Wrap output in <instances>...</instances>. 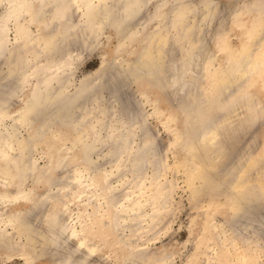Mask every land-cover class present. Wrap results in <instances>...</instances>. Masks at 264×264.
Instances as JSON below:
<instances>
[{
    "label": "rangeland",
    "instance_id": "374dc122",
    "mask_svg": "<svg viewBox=\"0 0 264 264\" xmlns=\"http://www.w3.org/2000/svg\"><path fill=\"white\" fill-rule=\"evenodd\" d=\"M49 1L43 2L41 0L40 3L35 5V8H36L35 12L39 14L40 9H45V11H47L48 13L51 12L53 5L50 4L51 1L50 2ZM145 1L147 3V8H145L142 11V15H141L140 19H142L141 22L143 24H145L147 26V28H146V26H145L144 30H143L142 26H137V28L140 29V32H142V30H143L142 33H144V36L150 35L152 37L149 36L146 39V37L143 36V38H144V39L142 38L143 41H142V39L138 40L140 42H137V44L135 45L136 47L134 46V48H132V51H128V50H125V52L121 51L120 52V58L124 64H125V62L130 63V61H132L131 63H133L136 61V59H139L140 56L143 57L144 56L143 53H145L149 49H150L149 51H151L150 52L151 54H154L155 52H157L156 50H158V52L155 53L158 57L154 54L153 58L155 56V59H157V60H158V58L160 59L159 62H160L161 70L159 69V71H160L161 75L160 74L159 75L161 76V78L167 80L166 82H168L167 83L168 85L166 84V82H164V84L166 85V87H165V85L163 84V81L160 82V81L156 80L158 78L154 79L155 77L153 78L149 75H143L142 76L143 78L141 77L142 79L140 78V80L136 81L135 83H133L132 81H129L130 83H129L128 87L125 89V92L123 93V94H125V97H127V95H129V97H127V98L124 97L125 103L127 104V102L129 101L130 104L132 103L133 105H135V107L132 108L135 111L132 110V112H131V109H130L131 116L133 118L137 117V119L142 118L141 120L147 119L146 122L148 121L147 124L149 125V129L151 128L150 134L149 135H142L143 137H141V140H140V138H139L140 137L139 136V131H140V128H139L140 125L139 124L140 123L138 122V124H135L136 127L133 124L129 125L128 127H131V130L129 128L130 132H132V133L134 132L133 133L134 134V137H133L134 143L133 142L132 143L138 148L141 145L145 144L146 142L149 143L150 141L152 142V141L157 140L156 141L157 145H159L158 141H161L160 146H157L158 156H159L158 157L159 159L157 161H159V163H157V162L155 163L156 169H155V166L153 164L154 161L152 160V158H149L148 161H146V163H145L146 166H144V169H143L146 172V174L144 171H143V173L140 172V174H144V175H142V177L139 173H133L132 171H130L131 168L127 164H124V166L121 169L119 168V172L115 171L114 169H115V163L116 162L110 163V161H113V160L108 156H105L104 158H102L103 155H106L105 150H107V147L111 145V142H112L111 140H113L112 137H110V134L108 133V131H107V133L105 132V135H103V138H104L103 140H104L105 145H101V146L98 145L99 147H97V150H95V151L93 150V152L95 154L93 153L91 158H92V160H95V161L98 160V158H101L99 160L103 161V165H104L103 170L105 171V173L110 172V170H111V173L116 172V174H112L113 176H111V177H113V181H112V178H110V181H112L111 185L114 189L117 188L118 190H120L119 191V199H120L121 204L122 203L124 204V205H120V206L124 207V211H121V213H123V214L120 213L121 216L123 217V218L121 217V220H120V222H121L120 224H122V225L118 229L116 227L110 228V226L107 225V219L104 218L101 215V213H99V212L94 213L93 217H91L92 219H90V217L89 218L86 217L85 215L81 216L80 215L81 213L87 215L89 212L93 211V205L86 204V203H84L83 205H78L79 203L76 204V202L72 199V197H70L69 200L66 201L67 205H65V204L60 205L57 203H53L52 199H51V200H46V202H45L46 205L44 206V204H43L44 201L39 200L38 195H40L43 192V190H45V189L40 188V189H42V191L40 189L35 190V196H36L37 200H39V203L36 202L38 204L37 206L38 207L41 206L40 208H37L38 211L36 209V213H37L36 216L38 215L37 219L39 222L37 221V219H35L36 223H34V224H38L37 225L38 229L36 228L37 226L34 225V227L36 226L35 227L36 231L34 228L33 231H35V232H32L33 234L27 238L25 235L22 234V232L24 233V229H25L23 224L21 222H18L17 227H16V231H14V232H16V235H15V237H13L12 233H11L12 228L8 224L4 225V223H3L2 229L0 228V244L3 243L2 244L3 246L0 245V264H27L28 262H31L28 264H54L55 263L54 262L55 260L53 259L54 253L56 255L54 257H58L59 260H61L60 263H62V264H68L69 263L68 260H71L74 257H81L82 260L84 261V263H82V264L92 263V260L95 258H99V259H97V260H99L98 264H101V263L102 264H120V263L122 264L123 260L126 261V262L123 261V264H125V263L126 264H133L132 262H135L138 260L136 259L135 261L134 260L131 261V259L133 258L132 255L134 256L135 251L137 252V250H138L139 254H136V255H137V257L140 258V256L144 252V249H146L145 252H147V255L152 256L154 258V260L152 259V257H151V260L149 258V260H150L149 264H264V237H263L264 230H262V229H264V218H263L264 217V214H263L264 213L263 212L264 211V208H263L264 207V200L262 199V198H264V11H263L264 0H208V2H209L208 4L211 3L212 9L210 8V5H209V8L206 7V9L203 8V5H200L205 0H199V2H198V0H194V1L191 0L193 2L196 1L195 3H196L197 7L195 6L194 8H196L197 10L195 9L196 11L192 12L194 14L190 13L192 16L190 14H189L190 15L189 16L187 13H184L185 17H186V19L184 18L185 20L183 19L184 16L182 17V15L176 19L173 18L174 13L171 14L173 11L170 10V8L174 9L176 3H175V0H173V1L167 0L165 5L163 6L164 7L163 9H164V13H167L168 18L166 17V20H165L166 22L164 21V24L162 25V27H160L161 26V24L159 22L160 19L157 18V20H156L155 16L159 12L157 10L158 4L164 3L165 0H145ZM210 1H212V2H210ZM64 2H65L67 9L62 4L61 9L63 8L66 11L63 9L60 10L61 12L64 11L62 13L63 18L61 16L60 17L54 16L55 17V20H54L55 24H54L52 22L53 19L51 17H49L48 18L49 20L47 19L46 22L42 21L43 23L39 24L42 35H43L42 37L47 36V35H51L53 33L52 30H54L56 32L59 29V27H60L59 26L60 24H58V23H60L58 20L59 18H62V19L65 18L66 20L68 18H70L71 20H74L73 24H75V23L76 24L80 23V24L77 25V27L73 26V27H71V28L69 27L67 29H66V27H68L69 25L64 27V29L62 30V33L63 34L65 33L64 36L63 37H56L57 40H58V38L60 40V41L58 40V43H57V45H58L57 50H59V52H58L59 54L57 53V50H55V49L50 50V48L47 49V47L45 45L39 44V50L40 51H39V54H38L35 62L37 63V65L41 64V66H42V65L47 63V60H49V59L53 60L56 57H60V55L62 57L65 53L67 55L66 62L69 64V67H65L67 70L69 69V71H67L66 73L67 74L69 73V76L73 75V78L71 76V81H70L73 84V86L71 87V85H70L71 83H69L67 89H68L69 93H72V92H76L75 90H77V88L80 87V86H78L81 83L80 81H82L85 78H92V77H90V75L93 76V74L98 71V68L101 64H103V63L109 64L110 62L114 61L113 58L118 53V51H117L118 49L116 50V46L119 43V41L121 42L124 40V38L128 32H126V30H124V31L117 32V34H116L115 31H110V32L107 31V33H104L103 36H102V34L100 35V33L97 34L98 36L97 35L94 36V32H93L92 28L90 29V27H89L88 30H85L86 28H84V27H87V26L85 25V21L83 19H81V17H82L81 14H83V12H82V10H79L77 8L78 6L76 5V1H75V3L70 1V0L67 1V3H66V1H64ZM254 2L256 4H253L254 5L253 6L252 3H254ZM48 4H50V5H48ZM208 4H207V6H208ZM241 4H242V6L243 5H245V6L242 7V6H240ZM5 5L6 4H4V3H0V16L6 11ZM44 5H47V7L46 6L44 7ZM217 5L219 7H216ZM231 5H233V6H231ZM250 6L253 8H251ZM245 7H247V8L245 9ZM260 7L262 10L259 9ZM200 8H202V9L200 10ZM168 9H169V11H168ZM203 9L205 11L208 10L211 12L212 11L215 12V13H213V14H215V16L213 15V21H212V24L210 25V27L207 25H205V26L202 25V14H203V16L205 14ZM154 11H156V12H154ZM148 12H149V14H148ZM216 12H217V14H216ZM156 17H158V15ZM188 17H189V19H187ZM169 19H171L170 22H169ZM49 21H51V22H49ZM145 21H146V23H145ZM185 21H186V26L184 25ZM198 21H199V23H198ZM200 22H201V24H200ZM46 23H48V24H46ZM51 23H53V24H51ZM171 23H172L173 28L171 27ZM178 23H180L181 25ZM45 24H46V26H45ZM56 24H57V26H56ZM168 24H169V28H168ZM190 24H192V28H191ZM37 25H38V23H37ZM153 25H154V28H153ZM175 25L177 27L181 26V27H178L179 30L177 29V27H174ZM188 25H189V27H187ZM13 26H14L13 22L8 23L7 36H6V38H7V40H6L7 46L6 47L7 48L5 50V54L3 55V56H8V60L18 58L17 52H19L18 46L16 45V42H15V32H14L15 26H14V28H13ZM78 26L82 30L81 29L79 30ZM81 26H84V27H81ZM165 26H167V27H165ZM221 27H223V29H221ZM36 28H37V26H35V25H34V27L32 26V29H34L32 31L35 32ZM72 28H74L73 31L71 30ZM76 28H78V29H76ZM165 28L168 30V32H166L167 30ZM197 28H199L200 31ZM68 29H69V31H67ZM83 29L89 35L83 33L84 32ZM150 29H151V31H150ZM159 29H162L164 31L160 30L161 32L160 31L158 32ZM175 29L178 30L177 32H180V33H176ZM184 29H186L188 31L186 32V30H184ZM70 30L72 31V33ZM77 30H79L80 33ZM174 30H175V32H173ZM194 30H195V32L197 31V35H195L196 33H194ZM65 31L67 32V34ZM198 31H199L200 35L198 34ZM69 32H70V34H68ZM91 32L93 33L92 35H90ZM147 32H149V33L152 32L151 34H153V32H154V34H156V32H157L158 34L157 35H154V34L151 35V34H147ZM164 32H166V33H164ZM172 32L174 34L176 33V35L174 36V34ZM200 32H202V33H200ZM76 33H79V35H81V36H79ZM145 33H146V35H145ZM159 33H160V36H159ZM169 33L172 35H170ZM73 34L77 35V36L72 37V36H74ZM161 34H162V36H161ZM177 34L179 36H177ZM186 35H188V36H186ZM190 35H192V36H190ZM198 35H199V37H198ZM88 36L90 38L92 36L93 40H91V39L87 40V39H89ZM153 36H155V37L158 36V37H156V40H155V38ZM189 36L191 37L190 40L191 39L196 40V42L193 41L194 43L191 40L193 45H192V43H189L190 46L193 47V49L192 48L189 49L190 48V46L188 44V41H189L188 37ZM196 36H197L198 40L196 39ZM85 37L86 38L88 37V38L86 39ZM161 37H162V39H161ZM207 37H209V38H207ZM36 38H38V37H36ZM183 38H184V42L182 40ZM83 39H85V40H83ZM148 39H149V42H148ZM152 39H154L153 42L155 41L154 43H156V45L154 44V46L150 45V41H152ZM200 39H201V41H200ZM207 39H208V41H207ZM65 41L67 43V46H66ZM199 41L201 42V44ZM153 42L151 44H153ZM160 43H161V45H160ZM196 43H199V44H196ZM21 44H23V43H21ZM94 44H96V45H94ZM157 44H159V45H157ZM177 44H179V45H177ZM187 44H188V46H187ZM202 44H204V45H202ZM26 45H28L27 41H26ZM26 45L25 44L23 45L25 51H27V49H28ZM63 45H65V47ZM85 45L87 47H85ZM92 45H94V46H92ZM197 45H199V46H197ZM156 46H159V47H156ZM160 46L162 48H160ZM194 46L198 47L197 50L195 49ZM13 47H16V49L15 50L12 49ZM70 47H72L75 50H73ZM182 47H184V48H182ZM187 47H189V48H187ZM202 47H203V49H202ZM43 48H45V49H43ZM17 49H18V51H17ZM46 49L48 50V52H46L47 54L44 52V51H46ZM60 49H62V51ZM182 49H183V51H182ZM188 49L193 50V51L195 50L193 52V54L196 56H193V54H192L191 55L192 58L189 57L188 56L189 52H187V51H189ZM52 50H53V52H52ZM159 50H160V53H159ZM200 50H201V52L199 53ZM208 50L211 53L208 52ZM251 52L254 53L253 57H248V55ZM40 53L42 56L40 55ZM124 53H126V54H124ZM207 53L209 56H207ZM12 54H13V56H12ZM16 54H17V56H16ZM70 54H71V56H70ZM163 54H165V55H163ZM246 54H247V56H246ZM46 55H48V58L46 57ZM51 55H53L54 57L53 56L51 57ZM137 55H138V57H135ZM210 55H211V57H210ZM3 56L0 55V68H1L0 73L2 72V74H0V76L6 74L7 71H9V70H7L8 68H6V65H4L5 62H3V61L5 58L3 59ZM9 56H11V58H9ZM69 56L72 58V60L69 59ZM171 56L173 57V59ZM177 57H178V59H176ZM194 57H196V58L198 57V60L200 61V63L198 64L199 68L195 67V65L197 66V64H194V62L192 63L193 60H191V59H193ZM164 58H166V59H164ZM196 58H194V59H196ZM208 58H210V59H208ZM45 59H47V60H45ZM162 59H164L165 61ZM189 59H190L191 63L190 64L188 63V65H190L189 68L192 67L191 68L192 70H190L188 68L190 70L188 72L189 73L188 74V73H186L187 70L185 69L183 64L185 61L189 62ZM240 59H241V61H240ZM242 59H243V61H242ZM101 60H105V61H101ZM174 60H176V62L179 61V64L181 61H183V62H181L182 64H180L181 67H180V65L178 67V64L176 62L173 63ZM209 60H211V61L209 62ZM161 61L165 66H163L161 64ZM204 61H205V63H203ZM244 61L249 62V63H247V65H244ZM19 62H20L19 64L16 63V68L19 66L21 69V66H22V69L25 70L28 65L25 62H24L25 64L24 63L22 64L21 60ZM201 62L203 63L204 67L207 64L209 65V67L210 66H212V67L209 70V67L207 66L208 68L204 71V69L206 67L203 68ZM239 63H241V64H239ZM30 64H32V62ZM242 64H243V68H242V66H240ZM238 65H239V67H238ZM140 66L142 69H146V68H144V67H146L145 64L142 63V65L140 64ZM175 66L177 67V70L175 69L176 68ZM19 67L17 68L16 73H13L12 75H10L11 77L9 76L10 81H11L10 83L18 91V93H19L20 87H21V89H22V87H25L27 89L37 88L40 84L43 83V81L45 80L46 77H49L53 74V71L51 70V68H49L50 70L49 69L47 70V73L49 75L48 76L46 74V72L44 71L45 66H43L42 71L40 70L37 75H35L34 77L26 78L29 81V82H27V81H24V78H23V77H25L24 74L19 72ZM164 67H166L168 70ZM170 67L174 68V69H171ZM193 67L196 69L193 70ZM201 68H203V70ZM239 68H241V69H239ZM181 69H183V70H181ZM184 69L186 71H184ZM72 70H74V71H72ZM122 70H123L122 72L125 74L128 73L127 71H129V70L124 71V69H122ZM172 70H174V71H172ZM180 70L183 73L185 72L186 74L184 75V74L180 73ZM197 70H199V71H197ZM166 71H167L168 75L166 74ZM201 71H204V72H201ZM43 72H45V74L47 76L46 75L44 76ZM163 73L166 76H164ZM176 73H178L177 76L181 77L180 79L182 80L183 83L185 81H187V79H188V82L187 83L185 82L184 84L182 83L183 86L180 84L181 80L179 81L178 86H177V84L175 86L169 84V80H168L169 77L171 78L172 74L175 75ZM191 73L192 74L194 73L192 75L193 77L187 76V75H191ZM19 74H21V75H19ZM195 74L197 76V77L195 76L196 78H194ZM42 75L44 76V78H41ZM181 75L183 76V78ZM250 75H251V77H250ZM13 76H14V78H13ZM65 76H66V74H65ZM65 76H63L64 80L66 79L65 82L69 81V80H67V78L70 79L69 76H66V77ZM20 77L23 78V80L22 79L20 80ZM144 77H146V78H144ZM199 77L203 78L202 82H199L201 80V79H199ZM225 77L227 79L222 80V78L224 79ZM231 77H233V78H231ZM248 77H250L249 80H248ZM185 78H187V79L185 80ZM190 78H192L191 80L194 79L196 81L195 82L194 81L189 82ZM183 79H184V81H183ZM228 79L229 80L232 79L231 80L232 82L230 81V83H233V85L239 81L241 82V83H237L238 84L237 86L235 85V88L237 90L234 89V86L232 88V84H229V82H227ZM234 79L236 81H233ZM122 81L123 80H118V79L114 78L112 80V82H116V83L115 84L113 83L114 85L112 86L111 85L112 82H110V85L112 86V87H110V91H114V86L116 88L117 87L119 88V86L121 87L120 83H122ZM20 83H21V85H20ZM227 83L229 84V87L231 88V89L229 88L230 91H232L234 93V90H235V93L234 94L232 93V94H233V96L236 94V96L233 97L232 95H230V97H229V98H231L230 100H228L226 97L221 98L222 99L221 100V99H219L221 96H218L219 94L217 95V92L221 93V95H222L224 93V91L226 90V87H228ZM186 84H188L187 86L188 87L190 86V87L186 88ZM200 84H201V86H200ZM239 84H241V86ZM1 85H2V83L0 84V86ZM169 85H171V86H169ZM195 85H196V87H193ZM35 86H37V87H35ZM53 86L56 87L54 89V90H56L57 89L56 83L53 82ZM172 86L176 88L175 91L173 90L174 88H170ZM179 86H181V87L179 88ZM129 87H130V89H129ZM192 87H193L195 92L193 91ZM199 87H201L203 89V91H201V89ZM223 87L225 89L224 91H223ZM93 88H96V87H93ZM181 88L187 90L186 93H188V95L185 93V91H184V93H182L183 90ZM196 88L200 89V90H197ZM213 88H215L217 90L219 88L220 89L218 91L216 90V92H215V89L213 90ZM190 90H192V91L190 92ZM0 91H1V94L3 93L2 95H0L2 97V98L0 97V100L2 99L1 101H4V99H6L5 102L10 101L8 103V108L13 113L14 110H16L18 105L21 103L20 98L17 99V98L13 97L11 99H8V96H7L8 94L7 95L5 94L6 96H3L5 93L3 87H0ZM79 91H80V89H79ZM169 91L171 94L169 93ZM173 91L175 94L173 93ZM198 91H200V92H198ZM212 91H214V92H212ZM242 91L247 92V94L244 95L245 92L243 93ZM92 92H94V94H96V95H93L94 99L92 101L90 100L91 102L89 101L90 107L92 106V102L94 103V100H95V103L97 104L96 101H98V99H99L98 96L100 93L99 91H97V88L93 89ZM176 92H177V94H176ZM179 92L182 95L184 94L183 95L184 97L181 96V94ZM82 93H84V91L83 92L80 91V93L78 95H80ZM143 93H145L146 95ZM167 93H169V95H167ZM200 93H202V94H200ZM203 93H205V95H203ZM191 94H193V95L195 94L196 95L195 98ZM208 94L209 95L211 94V95L209 97L208 96L205 97ZM110 95L112 96L113 93ZM198 95H200V96H198ZM212 95L214 97H216L217 99L215 98L216 100L213 101L214 97H211ZM224 95H225V93L223 94V96ZM237 95H238L239 99L236 98ZM247 95H248V97H247ZM253 95H255L254 96L255 98L253 97ZM113 96L112 97L108 96L109 97L108 103H106L107 101L105 100L104 102H102L101 106H104L107 108L112 106L113 102H114ZM186 96L190 100L188 98H186ZM192 96H193L194 100H192L193 98L191 99ZM245 96L247 97L246 99H244L246 101H243V98ZM5 97H7V98H5ZM174 97H176V98L174 99ZM133 98H135L136 100ZM177 98H181V100H179ZM233 98H235V100ZM208 99H210V100H208ZM224 99H226V100H224ZM133 100L136 102H134ZM174 100H175V102H174ZM197 100H198V102H197ZM220 100H221V102H219ZM109 101H111V102H109ZM179 101L184 103L183 104L184 107L182 106V103H179ZM211 101L214 102L215 104L212 103ZM215 101L216 102L218 101L217 102L218 106L215 108V109H217V111H215V109H213L214 106H216ZM229 101H233L234 103L233 102L230 103ZM207 102H208V104H207ZM222 102H224V103H222ZM235 102H236V104H235ZM238 102H240V103H238ZM245 102L248 103V106H245V105H247ZM199 103H201L202 105L204 104L206 106V108L209 105H210V107H208L206 110L205 106L204 105L201 106V104H199ZM210 103H212V104H210ZM237 103H238V105H237ZM186 104H188V105H186ZM190 104L193 106H191ZM213 104H214V106H212ZM223 104H224V106H223ZM229 104H230V106H229ZM249 104H253V106H251ZM254 104H255V106L256 105H258V106L255 107ZM177 105H180V106L177 107ZM219 105H221V106H219ZM93 106H95V105H93ZM137 106H140L138 108L141 111L137 108ZM141 106L143 107V109ZM185 106H188V107H185ZM190 106L192 107V109L194 106H196V108L194 107L195 112L190 111L191 110V109H189ZM198 106H200V107H198ZM222 107H226V109L222 108ZM247 107L252 108L250 112H248L249 110ZM254 107H255V109H254ZM200 108L201 109L204 108V109H202L203 111ZM198 109H199V112L197 111ZM205 110L207 112H205ZM209 110H212V111H210V113H208ZM234 110H236V112ZM254 110H256V111H254ZM99 111L100 110H98V114L94 113V115H92V116L100 115ZM196 111L198 113H196ZM223 111H224V113H223ZM113 112H114L113 113L114 116L109 118L108 123L111 122L113 124L115 123L116 125L121 124V122H119L117 120L118 116H116V114L118 112L117 111H113ZM154 112H155V114H153ZM201 112L207 113V114H205V116L206 115H208V116H206V117L203 116V113H201ZM233 112H235V113H233ZM252 112H253V114H252ZM41 113L42 114L39 113L40 115L38 114L39 117H38L37 122L41 119L46 118L48 115L46 112L45 113L41 112ZM190 113L193 115L192 117H190V115H188ZM134 114H135V116H134ZM210 114H212V119L210 117L211 116ZM218 114H219V116L222 115L221 117H223V118L219 117ZM249 114H251V115H249ZM257 114H260V115H258L260 118H258V117L254 118V116H257ZM195 115L201 117L203 121L206 120L204 122H202V121L200 122V120H199V122H200V125L202 127H205L204 129L208 130L207 131L208 133H206V136H204V137L205 138L207 137L206 139L209 140V142L205 138H203V139H205L206 141L201 140L202 138L198 134H196V133H198L197 129H198L199 123H198V121H195V120H197V119H195V117H196ZM225 115H226V117H225ZM230 115H232L234 117H232ZM92 116L90 118V119H92V122L96 121V118H93ZM218 117H219V120L221 119L219 121L220 123L218 122ZM251 117H253L254 119H252ZM189 118H191V121ZM257 118H258V120H256ZM223 120H225V122H222ZM9 121L10 120H7L6 122H9ZM125 121H124V123H125ZM194 121H195V123H194ZM233 121H234V123H233ZM255 121H257V122H255ZM37 122L35 124L36 128L38 127ZM205 122H208V124ZM216 122L219 123V125ZM235 122H237V123H235ZM162 123H164V124H162ZM214 123H216V124H214ZM231 123H233L234 125ZM189 124H190V126H189ZM230 124L232 126H230ZM235 124L238 126L236 127ZM215 125H216V127H215ZM0 126H1V122H0ZM191 126H193V127H191ZM195 126H196V128H194ZM75 127L76 126H74L73 128L75 129ZM209 127L210 128L212 127V129H210ZM213 128H215V129H213ZM209 130L210 131L212 130V131L210 132ZM193 132L195 133V135ZM151 133H152V135H151ZM192 133H193V135H192ZM135 134L137 136H135ZM132 135H131V137H132ZM196 135L198 136L199 140L196 139L197 138ZM78 136H79V134L76 135V137H78ZM208 136L209 137L212 136L213 142L210 141V140H212V138L209 139ZM156 137H157V139L154 140V138H156ZM110 138H111V140H110ZM143 138H144V140H143ZM149 138L151 140H149ZM196 140H197V142L202 141L203 143L201 142L197 145ZM127 141L131 142L129 139ZM135 141H137V142H135ZM138 142H140L141 144L138 145ZM147 143L145 145H147ZM51 144H53V142H51ZM49 145H50V143H49ZM102 146H103V148H102ZM136 147L134 148L135 150L137 149ZM159 147H161V149ZM104 152H105V154H104ZM78 153L80 154V156L81 155L83 156L81 151ZM35 154L37 155V156L35 155L36 164H38V166L43 167L47 161V159H45L46 157L44 155H42V153L40 151L36 152ZM125 155L122 157V160L124 159L123 160L124 162H128L130 159L125 161V158H124ZM103 159H106V161L104 162ZM107 159H108V161H107ZM111 164H112V166H111ZM149 165H151V166L149 167ZM157 165H159V166H157ZM127 168L128 169L130 168V170H126ZM108 169H109V171H108ZM145 169H147V170H145ZM153 171H154V173H153ZM120 172H121V174L123 173V175H121ZM126 172L127 173L129 172L132 176L129 173L127 174ZM156 173H158V174H156ZM153 174L157 175L158 177L156 178V176ZM116 175H118V176L116 177ZM137 175H139V176H137ZM152 175H153V177H152ZM120 176H121V178H120ZM134 176L135 177L137 176L136 181L134 180V178H135ZM145 176L147 179L144 178ZM150 176H151V178H150ZM97 177H98V180L95 183V186H93V188H98L100 190H102L101 188H103L102 192H103L104 196L110 199V197H109L110 188L108 186V190L106 189V184H105L106 181H105L104 174H100ZM131 178L134 181L130 180ZM142 178H144L145 181ZM128 182H130V183L128 184ZM125 183H126V186H125ZM221 183L223 184L222 187L220 186V185H222ZM30 184H32V187H33V185H35L34 183H30ZM30 184H28V187H30ZM72 184L73 183H70L69 186L73 187ZM120 184L123 185V188H122V185L120 186ZM228 184H229V187H227ZM143 186H144V188H142ZM45 187H46V185H45ZM225 187H227V188H225ZM120 188H122V190ZM0 190H1V188H0ZM248 190H250L252 193L256 192L255 195L257 196V199H256L255 195H254L255 199L253 198L254 196L252 193H251V195H250L251 197H250L249 196L250 193L248 192ZM134 192H135V195H134ZM54 194L56 197H59V191L58 190L55 191ZM234 194H236V196ZM258 197H260V198L262 197L261 198L262 201H259L260 198H258ZM237 198H240L241 201H239ZM83 199H87V198L84 197ZM109 199L107 200L108 203L110 204V208L108 209V212H110V216H113L114 213L117 214L118 211H116V210H118V208H116V204H114L115 202H113L111 199L110 200ZM34 200H35V198H34ZM251 200H255V202L252 203ZM28 201L29 200H27V199L12 201V203H11V201L6 202V203L0 201V214H2V216H4L6 218L7 216H9L13 212H16V211L20 212L22 209L23 210L30 209L31 206H30V204H28ZM40 201H42V204L44 207L42 205H40V203H41ZM134 202L137 204L135 205ZM243 202L246 204L247 207L245 206V204ZM249 202H251L252 205H254L256 203L252 207L253 209L249 208V206H248ZM141 203L143 205L140 206ZM152 203H157V204L153 205ZM242 204L246 208H248L249 210H247ZM53 205L56 206V208ZM238 205H239V207H240V205H242V208H244V210H242L241 208H238ZM252 205H250V207ZM76 206L81 207L83 209V211H85V212L80 211L79 209L76 208ZM135 206H137V207H135ZM234 206H235V209H234ZM5 207L8 209H6ZM123 207H122V209H123ZM143 207H144V209H143ZM41 208H42V210H43V208L45 209L43 216H42L43 211L41 212V210H40ZM53 208H55V209H53ZM51 209L55 210L56 212H59V213L61 212L62 215H65V213H66L65 216H60L62 223H60L59 227H61V228L63 227L62 229H64L67 226L66 230L64 229L65 232L60 231L62 233V238L59 241V245L57 244V246H60V248L59 247L57 248L54 243L52 244L51 242H49V238L47 236V233L44 231L46 227H45V224H43L45 222L43 221L44 218H42V217H44L45 213H47ZM120 209H121V207H120ZM128 209H130V210H128ZM152 209L153 210L155 209V210L153 211ZM236 210H238V211L240 210L239 213H238V211L236 212ZM246 210L247 211L252 210V212L248 213ZM233 211L235 214L233 213ZM241 211H243V212H241ZM244 212H245V214H244L245 218H244V216L240 215V213L243 214ZM246 212L248 214H246ZM3 213H4V215H3ZM147 213L148 214L150 213L149 214L150 216ZM229 213H231V214H229ZM237 213H238V215H237ZM253 213L256 215H254ZM127 214H128V216H127ZM129 214H130V216H129ZM151 214H153V216ZM155 214L157 217L156 216L154 217ZM252 214L254 215L253 221H257L256 226L259 224H260L259 226H261L260 228L258 226L257 234H260L262 232V234L259 235V237L257 238L258 240L255 241V243L248 241L246 239L247 237L242 236V235H247V233L249 234L250 232L244 231V229L241 228L243 221H246V220L249 221L250 219L252 220V217H253ZM258 215H259V217H257ZM36 216H35V218H36ZM239 216L241 218H239ZM249 216H251V218H249ZM130 217H133L134 220ZM222 218L224 220L226 218L228 219V220L226 219L227 224L225 223V221H223ZM231 218H232V220H231ZM237 218H238V220L240 219L241 222H240V220L238 222ZM126 219L128 222L126 221ZM140 219H141V221H140ZM242 219H243V221H242ZM255 219H259V220L263 219V221H262V223H260L261 221L255 220ZM61 220H60V222H61ZM229 220H231L232 222L234 220V223H238V226L240 229L238 228L239 230L237 232L239 233V231H240L239 234L235 233V236H234V233L231 231V229H229L230 225L228 226V223L232 224V222H229ZM78 221H81V222H78ZM136 221L140 222L141 224L140 223H139V225H138V223L135 224ZM89 222H91V224ZM84 223H86L88 226L86 224L84 225ZM125 223H127L128 225L130 224L133 227H131L129 225V228H127L128 225H127V227H125L124 226V225H126ZM149 224H150V226H149L150 228L148 227ZM262 224H263V228H262ZM102 226H104V227H102ZM144 226H145V228H144ZM82 227H83V229L86 227L84 229V234H85L86 238H88V239L93 238V240H95L98 243V245H100L101 249L99 248V250L96 251V250H92L91 246H88L87 248H84V249L79 248V251L81 252L80 253L79 251H76V249L72 247V246H74V243H76V241L79 240V237L84 235V234H80L82 231ZM226 227L228 228L227 230H226ZM125 228H127V229H125ZM79 229H80L79 236L75 235L76 238L73 237V231H79ZM91 229H93V231ZM119 229L120 230L122 229L121 233H122V235L124 234L123 236H125V233H126V237H123L122 235L118 234V232L120 233ZM123 230H125V233H123ZM130 230H132V231L130 232ZM140 230H142V231H140ZM137 231H139V232L137 233ZM113 233H115V234H113ZM4 234H8V236L9 235L11 236V237H9L8 240H10L12 242V244L10 241L6 242L7 241L6 239L3 240ZM98 234H100L101 237H99L100 235H98ZM107 234H109V235H107ZM139 234H141V235H139ZM237 235H239V236H237ZM19 236H20V238H18ZM32 236H33L35 241L32 240V246H31L30 244H28V241L30 242ZM130 236L133 238L131 239ZM24 237H26V239H28V241L25 240ZM119 238L121 241L122 240L123 241L121 242L119 240ZM126 238H127V240H126ZM70 239H72V240H70ZM12 240H14L16 242L13 243ZM68 240H70V241H68ZM113 240L114 241L117 240V242H114ZM124 241H125V243L126 242L127 243L125 244ZM129 241L130 242L132 241V242L130 243ZM103 242H105L106 244H104ZM259 242H261V243H259ZM4 243H6V244H4ZM118 243H119V246L117 245ZM33 244L34 245L37 244L35 246L36 247L39 246L37 248L38 249L40 248V250H38L37 248L36 249L34 248V250H33V248H32V247H34ZM128 244L130 245V248H128L129 247ZM133 244L135 247L132 246ZM7 245H8V247H9V245L11 247L8 248ZM102 245H104V246H102ZM125 245H128V246L125 247ZM46 246H48V247H46ZM164 246H165V249L163 248ZM23 248H25V250ZM124 248L126 249L125 253L126 252L129 253V254L126 253L127 256L126 255L124 256L125 259L122 256L125 254L123 252L125 250ZM134 248H136L137 250ZM17 249L18 250L20 249V250L18 251ZM29 249L31 251H28ZM133 249H134V251H133ZM139 249H141V251ZM42 250H44L43 251L44 253L42 252ZM21 251H23L24 253L21 254L20 253ZM33 251H34V253H33ZM129 251H131V252H129ZM149 251H153V252H151V255L148 254V253H150ZM88 252H90V253H88ZM108 252H109V254H108ZM140 252H142V254H140ZM160 252H161V254H160ZM78 253L81 256H79ZM37 254H38V257H35V256H37ZM93 254H95V255H93ZM114 254H115V256H114ZM152 254H154L156 256V259H155V256H153ZM30 255H31V257H30ZM129 256L132 258H130ZM135 256L133 259L136 258ZM160 256L161 257L165 256V258L162 257V259H161ZM63 257H64V259H63ZM126 258H129V260L131 262ZM158 258L161 260H157ZM89 259H91V260H89ZM117 260H118V262H117ZM24 261H25V263H24ZM62 261L65 263H63ZM104 261H106V262L104 263ZM159 261H161V263ZM134 264H138V263L135 262Z\"/></svg>",
    "mask_w": 264,
    "mask_h": 264
},
{
    "label": "bare ground",
    "instance_id": "6f19581e",
    "mask_svg": "<svg viewBox=\"0 0 264 264\" xmlns=\"http://www.w3.org/2000/svg\"><path fill=\"white\" fill-rule=\"evenodd\" d=\"M43 2H46V1H49V0H42ZM52 3H51V2ZM49 2H50V4H52L53 5V8H52V10H51V12H47V11H45V9H40L39 10V14L38 13H36L35 11H36V8H35V5H37L38 3H40L41 2V0H0V3H4V4H6L5 6H6V11L0 16V55L1 56H3L4 54H5V50H6V44H7V38H6V36H7V29H8V23L9 22H13L14 23V26H15V42H16V45L18 46V49H19V52H17L18 53V58H15V59H12V60H8V56H3V59H4V61L3 62H5L4 63V65H6V68H8L7 70H9V71H7V73L6 74H4V75H1L0 76V84L2 83V85L0 86V87H3L4 88V91H5V93H4V95L3 96H6L7 94V96H8V99H11V98H17V99H19L20 98V100H21V103L18 105V107H17V109L16 110H14V112L12 113V111L8 108V103L10 102H5V100L6 99H4V101H1L0 100V122H1V126H0V188H1V190H0V201H2V202H4V203H6V202H9V201H11V203H12V201H18V200H21V199H27V200H29L28 201V204H30V209H26V210H21L20 212H18V211H16V212H13V213H11L9 216H7L6 218L4 217V216H2V214H0V228L2 229V224L4 223V225L5 224H8L11 228H12V231H11V233H12V236L13 237H15V235H16V232H14V231H16V227H17V223L18 222H21L22 224H23V226H24V233L22 232V234L23 235H25L27 238L28 237H30L33 233L32 232H35L36 231V228L38 229V224H34V223H36V221H35V219H37V216H36V209L37 208H40V207H38L37 205V203L36 202H38L39 203V200H43L44 201V206L46 205L45 204V202H46V200H51L52 199V202L53 203H57V204H65V205H67V200H69V198L70 197H72V199L76 202V204H78V205H83L84 203H86V204H90V205H93V211H91V212H89L87 215L86 214H83V213H81L80 215L81 216H83V215H85L86 217H90V219H92L91 217H93V215H94V213H97V212H99V213H101V215L104 217V218H106L107 219V225H109L110 226V228L112 227H116L117 229L122 225V224H120L121 222H120V220H121V214H123V213H121V211H124V207L123 206H120V205H124L123 203L121 204V202H120V199H119V191L120 190H118L117 188V190L116 189H114L113 187H112V185H111V183H112V181H113V177H111V176H113L112 174H116V172L115 173H111V170H110V172H107V173H105V171L103 170V161L102 160H99V159H101V158H98V160H92V158H91V156H92V154L94 153L93 152V150L95 151V150H97V147H99L98 145H105V143H104V138H103V135H105V132L107 133V131H108V133L110 134V137H112V139L113 140H111V138H110V140L112 141L111 142V145L110 146H108L107 147V150H105V152H106V155H103V157L102 158H104L105 156H108V157H110L113 161H110V163L112 162V163H114V162H116L115 163V171H118L119 172V168L121 169L123 166H124V164H127L128 166H130V168H131V170H130V168L128 169H126V170H130V171H132L133 173H139L140 174V172H142L143 173V169H144V166H146V161H148V159L149 158H152V160L154 161V166H155V169H156V165H155V163L157 162V163H159V161H157L159 158V156H158V148H157V146H160V142L161 141H158V144L159 145H157V137L156 138H154V140H156V141H148L149 143H147V145H145V144H143V145H141L140 147H136L133 143V137H134V132L132 133V132H130V130H131V127H128L129 125H131V124H133L135 127H136V125L135 124H138V122L140 123L139 125H140V131H139V138H140V140H141V137H143L142 135H149L150 134V129H149V125L147 124V122H146V120L144 119V120H141L142 118H138L137 119V117H132L131 116V112H132V110H134V109H132L133 107H135V105H133L132 103L130 104V102L128 101L127 102V104L125 103V99H124V97H125V94H123L124 92H125V89L128 87V85H129V81H132L133 83H135L136 81H138V80H140V78L143 76V75H149V76H151V77H155L154 79H156V78H158V79H156L157 81H163V84H164V82H166L167 80H165V79H163V78H161V74H160V71H159V69L161 70V68H160V62H159V58H158V60L157 59H155V56H154V58H153V55L155 54V53H157L158 52V50H156L157 52H155L154 54H151L150 52L151 51H146L145 53H143L144 54V56L142 57V56H140L139 57V59H136V61L135 62H133V63H131L132 61H130V63H127V62H125V64L123 63V61L121 60V58H120V52L121 51H124L125 52V50H128V51H132V48H134V46L137 44V42H140V41H138V40H140V39H142L143 38V36H144V33H142L143 32V30L145 29V24H143L141 21H142V19H140V17H141V15H142V11L145 9V8H147V3H146V1L145 0H70V1H72V2H74L75 3V1H76V5L78 6L77 8L79 9V10H82V12H83V14H81V19H83L84 21H85V25L87 26V27H84V26H81V27H84V28H86L85 30H88L89 29V27H90V29L92 28L93 29V32H94V36L95 35H97L98 33H100V35L102 34V36H103V34L104 33H107V31H115L116 32V34H117V32H120V31H124V30H126V32H128L127 34H126V36H125V38H124V40L123 41H119V43L117 44V46H116V50L118 51V53L116 54V56L113 58V60L114 61H112V62H110L109 64H105V63H103V64H101L100 66H99V68H98V71L96 72V73H94L93 74V76L92 75H90V77H92V78H85V79H83L82 81H80L81 83L78 85V86H80L79 88H77V90H75L76 92H72V93H69L68 92V84L69 83H71L70 81H71V76H72V78H73V75H71V76H69V73L67 74L66 72L67 71H69V69L67 70L65 67H69V64L66 62V59H67V55L64 53V55L61 57V55H60V57H56L55 59H49V60H47V59H45V60H47V63L46 64H44V65H42L41 66V64H38L37 65V63L35 62L36 61V59H37V56H38V54H39V44L40 45H45L46 47H47V49H49L50 48V50L51 49H55V50H57V43H58V40H59V38H58V40L56 39V37H63L64 36V34L62 33V30L64 29V27H66V26H68V27H66V29L67 28H71V27H73V26H76L77 27V25H79V24H73V22H74V20H71L70 18H68L67 20L64 18V19H62L63 18V16H62V13L64 12V11H60V10H62L61 9V7H62V4L66 7V5H65V2L64 1H66V3H67V1H69V0H50ZM166 1L167 0H165V2L164 3H162V4H158V8H157V10L159 11L157 14H156V16L158 15V17H156L155 15V18H156V20H157V18H159L160 20H159V22H160V24H161V26L160 27H162V25L164 24V21L166 20V17H167V13H164V5H165V3H166ZM173 1V0H172ZM194 1V0H193ZM193 1H191V0H175V3H176V5H175V8L174 9H171L170 8V10H172L173 12L171 13V14H173L174 13V16H173V18H178V17H180L181 15H182V17H183V19L185 18L186 19V17H185V14L184 13H187L188 15L190 14V13H192V12H195L197 9L196 8H194L195 6H196V1L195 2H193ZM42 2V3H43ZM71 2V3H72ZM160 2V1H159ZM162 2V1H161ZM198 2H199V0H198ZM210 2H212V1H210ZM244 2V1H243ZM257 2V1H256ZM209 2H208V0L206 1H203L200 5H203V8H205L206 9V7L207 8H209V5H210V8H211V3L210 4H208ZM215 3V2H214ZM213 3V4H214ZM46 4V3H45ZM50 4H48V5H50ZM199 4V3H198ZM207 4H208V6H207ZM227 4V3H226ZM246 4V3H245ZM253 4H256L255 2L254 3H252V5ZM219 5V4H218ZM216 6V7H219V6ZM47 7V5H44V7ZM75 6V5H74ZM170 6V5H169ZM231 6H233V5H231ZM238 6V5H237ZM240 6H242V4L240 5ZM239 6V7H240ZM243 6H245V5H243ZM242 6V7H243ZM254 6V5H253ZM76 7V6H75ZM153 7V6H152ZM197 7V6H196ZM202 7V6H201ZM248 7V6H247ZM247 7H245V9L247 8ZM251 7V6H250ZM249 7V8H250ZM264 7V6H263ZM51 8V7H50ZM251 8H253V7H251ZM255 8V7H254ZM66 9H67V7H66ZM196 9V10H195ZM202 8H200V10H201ZM212 9V8H211ZM210 9V10H211ZM259 9H261V7L259 8ZM258 9V10H259ZM47 10V9H46ZM63 10H65V9H63ZM77 10V9H76ZM149 10V9H148ZM156 10V11H157ZM166 10V9H165ZM204 10V9H203ZM255 10V9H254ZM262 10V9H261ZM66 11V10H65ZM156 11H154V12H156ZM168 11H169V9H168ZM216 11V10H215ZM246 11V10H245ZM263 11H264V8H263ZM145 12V11H144ZM202 12V11H201ZM218 12V11H217ZM217 12H216V14H217ZM234 12V11H233ZM244 12V11H243ZM262 12V11H261ZM204 16H203V14H202V25L203 26H205V25H207V26H209L210 27V25L212 24V21H213V15L215 16V14H213V13H215L214 11H205L204 10ZM148 14H149V12H148ZM192 14H194V13H192ZM227 14V13H226ZM231 14V13H230ZM191 15V14H190ZM189 15V16H190ZM57 17V16H61L62 18H59L58 20H59V22L60 23H58V24H60L59 26V29L55 32L54 30H52L53 31V33L51 34V35H47V36H44V37H42L43 35H42V32H41V29H40V26H39V24H41V23H43L42 21H44V22H46V20L49 18V17H51L53 20H52V22L54 23V20H55V17ZM68 16V15H67ZM76 16V15H75ZM187 16V15H186ZM192 16V15H191ZM232 16V15H231ZM78 17V16H77ZM152 17V16H151ZM181 17V18H182ZM201 17V16H200ZM93 18V19H92ZM143 18V17H142ZM168 18V17H167ZM191 18V17H190ZM57 19V18H56ZM73 19V18H72ZM147 19V18H146ZM151 19V18H150ZM184 19V20H185ZM187 19H189V17L187 18ZM49 20V19H48ZM78 20V19H77ZM76 20V21H77ZM170 20L171 19H169V22H170ZM174 20V19H173ZM172 20V21H173ZM147 21V20H146ZM146 21H145V23H146ZM149 21V20H148ZM154 21V20H153ZM181 21V20H180ZM183 21V20H182ZM190 21V20H189ZM188 21V22H189ZM48 22V21H47ZM49 22H51V21H49ZM80 22V21H79ZM141 22V23H140ZM150 22V21H149ZM158 22V23H159ZM166 22V21H165ZM168 22V21H167ZM175 22V21H174ZM184 22V21H183ZM37 23H38V25H37ZM53 23H51V24H53ZM57 23V22H56ZM82 23V22H81ZM198 23H199V21H198ZM46 24H48V23H46ZM46 24H45V26H46ZM55 24V23H54ZM149 24V23H148ZM166 24V23H165ZM178 24H180V23H178ZM183 24V23H182ZM200 24H201V22H200ZM222 24V23H221ZM34 25L35 26H37V28H36V31L34 32V31H32V30H34V29H32V26L34 27ZM71 25V26H70ZM177 25V24H176ZM174 26V27H177V26ZM181 25V24H180ZM185 26H186V21H185V24H184ZM191 25V28H192V24H190ZM14 26H13V28H14ZM49 26V25H48ZM47 26V27H48ZM55 26V25H54ZM56 26H57V24H56ZM137 26H142L143 27V30H142V32H140V29H138L137 28ZM200 26V25H199ZM50 27V26H49ZM52 27V26H51ZM165 27H167V26H165ZM171 27H172V23H171ZM178 27H181V26H178ZM177 27V29L179 30V28ZM184 27V26H183ZM182 27V28H183ZM187 27H189V25L187 26ZM208 27V28H209ZM224 27V26H223ZM223 27H221V29H223ZM228 27V26H227ZM226 27V28H227ZM78 28H79V26H78ZM78 28H76V29H78ZM146 28H147V26H146ZM153 28H154V25H153ZM168 28H169V24H168ZM173 28V27H172ZM202 28V27H201ZM206 28V27H205ZM204 28V29H205ZM219 28V27H218ZM50 29V28H49ZM73 29L74 28H72L71 30L73 31ZM81 28H79V30H80ZM164 29V28H163ZM166 29V28H165ZM171 29V28H170ZM189 29V28H188ZM195 29V28H194ZM198 30H199V28H197ZM196 29V30H197ZM203 29V28H202ZM70 30V31H71ZM79 30H77L78 32H79ZM82 30V29H81ZM155 30V29H154ZM160 30H162V29H159L158 30V32L160 31ZM167 30V29H166ZM176 30V29H175ZM175 30L173 31V32H175ZM178 30H176V33H180V32H177ZM182 30V29H181ZM184 30H186V29H184ZM190 30V29H189ZM67 31H69V29L67 30ZM72 31H71V33H72ZM75 31V30H74ZM83 31H84V29H83ZM82 31V32H83ZM150 31H151V29H150ZM149 31V32H150ZM162 31H164V30H162ZM188 30H186V32H187ZM200 31V30H199ZM199 31H198V34H199ZM217 31V30H216ZM219 31V30H218ZM51 32V31H50ZM66 32V31H65ZM149 32H147V34H151V33H149ZM161 32V31H160ZM166 32H168V30L166 31ZM166 32H164V33H166ZM172 32V33H173ZM220 32V31H219ZM218 32V33H219ZM74 33V32H73ZM80 33V32H79ZM79 33H76V34H78L79 35ZM83 33H85V34H87L85 31L83 32ZM124 33V32H123ZM176 33L174 34V36L176 35ZM194 33H196L195 35H197V31L195 32V30H194ZM200 33H202V32H200ZM206 33V32H205ZM66 34H67V32H66ZM68 34H70V32L68 33ZM75 34V33H74ZM73 34V35H74ZM93 33L91 32L90 33V35H92ZM153 34H154V32H153ZM153 34H151V35H153ZM158 33L156 32V34H154V35H157ZM170 34V33H169ZM87 35H89V34H87ZM120 35V34H119ZM145 35H146V33H145ZM170 35H172V34H170ZM193 35V34H192ZM192 35H190V36H192ZM200 35V34H199ZM199 35H198V37H199ZM218 35V34H217ZM75 36H77V35H74V36H72V37H75ZM79 36H81V35H79ZM78 36V37H79ZM86 36V35H85ZM98 36V35H97ZM117 36V35H116ZM150 36V35H149ZM149 36H144V37H146V39H147V37H149ZM159 36H160V33H159ZM161 36H162V34H161ZM177 36H179L178 34H177ZM185 36V35H184ZM186 36H188V35H186ZM188 37L189 38V41H188V44L189 43H192L193 41H195L196 42V40H192V42H191V40H190V38L191 37ZM219 36V35H218ZM36 37H38V38H36ZM40 37V38H39ZM89 37V36H88ZM87 37V38H88ZM112 37V36H111ZM150 37H152V36H150ZM154 38H155V40H156V37H158V36H153ZM173 37V36H172ZM201 37V36H200ZM214 37V36H213ZM217 37V36H216ZM80 38V37H79ZM86 38V37H85ZM86 38V39H87ZM97 38V37H96ZM187 38V37H186ZM185 38V39H186ZM187 38V39H188ZM207 38H209V37H207ZM211 38V37H210ZM78 39V38H77ZM93 40L92 39V36H91V38L89 37V39H87V40ZM117 39V38H116ZM144 39V38H143ZM143 39H142V41H143ZM145 39V40H146ZM161 39H162V37H161ZM172 39V38H171ZM196 39L198 40V38H197V36H196ZM57 42H56V41ZM83 40H85V39H83ZM98 40V39H97ZM102 40V39H101ZM108 40V39H107ZM153 40L154 39H152V41H150V45L152 46H154V44L156 45V43H154L153 42ZM183 40V42H184V38L182 39ZM26 41H27V44L28 45H26ZM60 41V40H59ZM158 41V40H157ZM186 41V40H185ZM200 41H201V39H200ZM199 41V42H200ZM207 41H208V39H207ZM92 42V41H91ZM148 42H149V39H148ZM153 42V44H151ZM161 42V41H160ZM177 42V41H176ZM18 43V44H17ZM21 43H23V44H21ZM65 43H66V41H65ZM69 43V42H68ZM180 43V42H179ZM182 43V42H181ZM187 43V42H186ZM194 43V42H193ZM193 43H192V45H193ZM204 43V42H203ZM26 45L27 46V51H25V49H24V46L23 45ZM185 44V43H184ZM188 44H187V46H188ZM196 44H199V43H196ZM200 44H201V42H200ZM207 44V43H206ZM69 45V44H68ZM94 45H96V44H94ZM94 45H92V46H94ZM157 45H159V44H157ZM160 45H161V43H160ZM177 45H179V44H177ZM202 45H204V44H202ZM12 46V45H11ZM64 47H65V45H63ZM66 46H67V43H66ZM89 46V45H88ZM163 46V45H162ZM189 46H190V44H189ZM197 46H199V45H197ZM212 46V45H211ZM62 47V46H61ZM63 47V48H64ZM85 47H87L86 45H85ZM136 47V46H135ZM156 47H159V46H156ZM195 47V46H194ZM256 47V46H255ZM41 48V47H40ZM59 48V47H58ZM70 48H72V47H70ZM150 48V47H149ZM153 48V47H152ZM155 48V47H154ZM160 48H162L161 46H160ZM176 48V47H175ZM182 48H184V47H182ZM187 48H189V47H187ZM193 49V47L192 46H190V48L189 49ZM197 48L198 47H195V49L197 50ZM208 48V47H207ZM257 48V47H256ZM12 49H16V47H13ZM18 49H17V51H18ZM43 49H45V48H43ZM46 49V51H44L45 53L46 52H48V50ZM65 49V48H64ZM63 49V50H64ZM73 49V48H72ZM157 49V48H156ZM164 49V48H163ZM188 49V50H189ZM202 49H203V47H202ZM54 50V51H55ZM61 51H62V49H60ZM67 50V49H66ZM73 50H75V49H73ZM106 50V49H105ZM155 50V49H154ZM161 50V49H160ZM160 50H159V53H160ZM8 51V50H7ZM13 51V50H12ZM42 51V50H41ZM116 51V52H117ZM135 51V50H134ZM153 51V50H152ZM162 51V50H161ZM182 51H183V49H182ZM185 51V50H184ZM187 51V50H186ZM195 51V50H194ZM193 50H189V51H187V52H189L188 53V56L189 57H191V55L193 54V52H194ZM205 51V50H204ZM203 51V52H204ZM212 51V50H211ZM52 52H53V50H52ZM59 52V50H57V53ZM67 52V51H66ZM127 52V51H126ZM154 52V51H153ZM201 52V50L199 51V53ZM208 52H210L209 50H208ZM213 52V51H212ZM12 53V52H11ZM27 53V54H26ZM44 53V54H45ZM68 53V52H67ZM70 53V52H69ZM123 53V52H122ZM180 53V52H179ZM211 53V52H210ZM209 53V54H210ZM43 54V53H42ZM47 54V53H46ZM49 54V53H48ZM59 54V53H58ZM124 54H126V53H124ZM142 54V55H143ZM253 54L254 53H250L249 55H248V57H253ZM40 55H41V53H40ZM66 55V56H65ZM123 55V54H122ZM134 55V54H133ZM156 55V54H155ZM163 55H165V54H163ZM178 55V54H177ZM214 55V54H213ZM12 56H13V54H12ZM16 56H17V54H16ZM42 56V55H41ZM50 56V55H49ZM53 55H51V57H52ZM70 56H71V54H70ZM69 56V59H71L72 60V58ZM78 56V55H77ZM113 56V55H112ZM111 56V57H112ZM157 56V55H156ZM193 56H196V55H194L193 54ZM207 56H209L208 55V53H207ZM246 56H247V54H246ZM46 57L48 58V55H46ZM54 57V56H53ZM105 57V56H104ZM110 57V58H111ZM135 57H138V55L137 56H135ZM158 57V56H157ZM172 57V56H171ZM170 57V58H171ZM210 57H211V55H210ZM247 57V58H248ZM9 58H11V56H9ZM77 58V57H76ZM163 58V57H162ZM180 58V57H179ZM183 58V57H182ZM192 58V57H191ZM194 58H196V57H194ZM191 59V60H193L192 61V63L194 62V64H197V66L195 65V67H198V64L200 63V61L198 60V57L196 58V59ZM246 58V59H247ZM43 59V58H42ZM126 59V58H125ZM164 59H166V58H164ZM164 59H162V60H164ZM172 59H173V57H172ZM176 59H178V57L176 58ZM201 59V58H200ZM208 59H210V58H208ZM213 59V58H212ZM22 61V64L25 62L28 66L26 67V69L25 70H23L22 69V66H21V69H20V67H19V72L20 73H23L24 74V76L25 77H23L24 78V81H27V82H29L26 78H28V77H34L35 75H37L38 73H39V71L41 70L42 71V67L43 66H45V68H44V71L46 72V74L48 75V73H47V70L49 69V68H51V70L53 71V74L51 75V76H49V77H46L45 78V80L43 81V83L42 84H40L38 87L37 86H35V87H37V88H29V89H27V88H25V87H22V89H21V87H20V90H19V93H18V91L12 86V84L10 83L11 81H10V75H12L13 73H16V71H17V68H16V63H20L19 61ZM112 60V59H111ZM245 60V59H244ZM101 61H105V60H101ZM165 61V60H164ZM181 61V60H180ZM199 61V62H198ZM203 61V60H202ZM211 60H209V62H210ZM214 61V60H213ZM239 61V60H238ZM240 61H241V59H240ZM242 61H243V59H242ZM249 61V60H248ZM32 62V64H30ZM34 62V63H33ZM42 62V61H41ZM171 62V61H170ZM174 62H176V60H174L173 61V63ZM181 62H183V61H181ZM180 62V64H182ZM208 62V63H209ZM15 63V64H14ZM24 63V64H25ZM80 63V62H79ZM142 63L143 64H145L146 65V67H144V68H146V69H142L141 68V66H140V64L142 65ZM165 63V62H164ZM169 63V62H168ZM172 63V64H173ZM177 64H178V67H179V61L178 62H176ZM188 63L190 64L191 63V61H190V59H189V62H184V64H183V66L185 67V69L187 70V72L186 73H188L190 70H192L191 68H189V66L190 65H188ZM203 63H205V61L203 62ZM203 63L201 62V64H202V66H203ZM216 63V62H215ZM242 63V62H241ZM241 63H239V64H241ZM247 63H249V62H246V61H244V65H247ZM72 64V63H71ZM105 64V65H104ZM161 64L163 65V66H165L163 63H162V61H161ZM171 64V65H172ZM217 64V63H216ZM21 65V64H20ZM78 65V64H77ZM193 65V64H192ZM212 65V64H211ZM214 65V64H213ZM235 65V64H234ZM233 65V66H234ZM72 66V65H71ZM209 67V65L207 64L205 67L203 66V68H205L204 69V71ZM240 66H242V68H243V64L242 65H240ZM173 67V66H172ZM176 67V66H175ZM180 67H181V65H180ZM212 66H210L209 67V70H210V68H211ZM215 67V66H214ZM238 67H239V65H238ZM24 68V67H23ZM47 68V69H46ZM164 68H166V67H164ZM171 68V67H170ZM190 70H189V69ZM199 68V67H198ZM203 68H201L202 70H203ZM1 69V68H0ZM46 69V70H45ZM122 69H124V71L125 70H129V71H127L128 73H123L122 71ZM167 69V68H166ZM171 69H174V68H171ZM176 70H177V67L175 68ZM180 69V68H179ZM184 69V71H186ZM194 69H196V68H194L193 67V70ZM200 69V70H201ZM214 69V68H213ZM239 69H241V68H239ZM50 70V69H49ZM168 70V69H167ZM175 70V71H176ZM181 70H183V69H181ZM180 70V73H182V74H186L185 72L183 73L182 71ZM208 70V71H209ZM217 70V69H216ZM72 71H74V70H72ZM78 71V70H77ZM165 71V70H164ZM170 71V70H169ZM172 71H174V70H172ZM196 71V70H195ZM197 71H199V70H197ZM204 71H201V72H204ZM45 72H43L44 73V76L46 75L45 74ZM177 72V71H176ZM200 72V73H201ZM210 72V71H209ZM71 73V72H70ZM174 73V72H173ZM199 73V74H200ZM212 73V72H211ZM215 73V72H214ZM0 74H2V72L0 73ZM42 74V73H41ZM65 74H66V76H69V78L70 79H68L67 78V80H69V81H66L65 82V80H64V78H63V76H65ZM87 74V73H86ZM160 74V75H159ZM166 74H167V71H166ZM177 74L178 73H176L175 75L174 74H172V76H171V78L169 77V84H171V85H173V86H175L176 84H177V86H178V83H179V81L181 80L180 78L181 77H179V76H177ZM189 74V73H188ZM194 74V73H193ZM192 73H191V75H187V76H192L193 75ZM198 74V73H197ZM205 74V73H204ZM19 75H21V74H19ZM46 75V76H47ZM75 75V74H74ZM163 75H164V73H163ZM168 75V74H167ZM10 76V77H9ZM40 76V75H39ZM44 76L42 75V77L41 78H44ZM65 76V77H66ZM164 76H166V75H164ZM163 76V77H164ZM182 76V75H181ZM196 76V74L194 75V78H196L195 77ZM248 76V75H247ZM193 77V76H192ZM201 77V76H200ZM199 77V79H201L199 82H202V79L203 78H200ZM204 77V76H203ZM228 77V76H227ZM250 77H251V75H250ZM250 77H248V80H249V78ZM13 78H14V76H13ZM23 78H21L20 77V80L22 79L23 80ZM40 78V77H39ZM114 78H116V79H118V80H123L122 81V83H120V85H121V87L119 86V88L117 89L115 86H114V91H110V87H112L116 82H112V80L114 79ZM143 78V77H142ZM141 78V79H142ZM144 78H146V77H144ZM165 78V77H164ZM182 78H183V76H182ZM231 78H233V77H231ZM75 79V78H74ZM81 79V78H80ZM79 79V80H80ZM187 78H185V80H186ZM192 78H190V80H189V82L191 81H196V80H191ZM227 78L225 77L224 79L222 78V80H226ZM18 80V79H17ZM146 80V79H145ZM232 79H228L227 80V82H229V84H232V88H233V86H234V89H236L235 88V85L237 86L238 84L237 83H241L240 81L239 82H237L236 84H234L233 85V83H230V81H231ZM242 80V79H241ZM38 81V80H37ZM149 81V80H148ZM156 81V82H157ZM183 81H184V79H183ZM233 81H236L235 79L233 80ZM26 82V83H27ZM40 82V81H39ZM53 82L54 83H56V85H57V89L56 90H54L56 87L55 86H53ZM110 82H112L111 83V85H110ZM155 82V83H156ZM186 83L188 82V79H187V81H185ZM184 82V83H185ZM232 82V81H231ZM248 82V81H247ZM36 83V82H35ZM52 83V84H51ZM114 83V84H113ZM152 83V82H151ZM168 82H166V84H167ZM183 82H182V80L180 81V84L183 86V84H182ZM197 83V82H196ZM205 83V82H204ZM203 83V84H204ZM243 83V82H242ZM16 84V83H15ZM19 84V83H18ZM39 84V83H38ZM198 84V83H197ZM202 84V83H201ZM201 84H200V86H201ZM228 84V83H227ZM229 84L227 85L228 87H226V90L224 89V87H223V91H224V93H225V95L223 96V94L221 95V93H218L217 92V95L218 96H221L219 99H221V98H224V97H226L228 100H230L231 98H229L230 97V95H232L233 96V94L235 93V90H234V93L232 92V91H230L229 90ZM20 85H21V83H20ZM29 85V84H28ZM27 85V86H28ZM71 85V87L73 86V84L71 83L70 84ZM152 85V84H151ZM165 85V84H164ZM168 85V84H167ZM171 85H169V86H171ZM188 84H186V88L188 87L187 86ZM190 85V84H189ZM199 85V84H198ZM240 86H241V84H239ZM245 85V84H244ZM168 86V87H169ZM170 87V88H174L173 90L175 91V87ZM176 86V87H177ZM192 86V85H191ZM226 86V85H225ZM243 86V85H242ZM54 87V88H53ZM93 87H96L97 88V91H99L100 93H99V99H98V101H96L97 102V104L95 103V100H94V103L92 102V106L93 105H95V106H89V103L94 99L93 98V95H96V94H94V92H92L93 91V89H96V88H93ZM100 87V88H99ZM154 87V86H153ZM165 87H166V85H165ZM181 86H179V88H180ZM185 87V86H184ZM183 87V88H184ZM190 87V86H189ZM188 87V88H189ZM193 87H196V85L195 86H193ZM193 87H192V89H193ZM216 87V86H215ZM25 88V89H24ZM75 88V87H74ZM159 88V87H158ZM198 88V87H197ZM196 88V89H197ZM200 89H201V91H203V89L201 88V87H199ZM204 88V87H203ZM70 89V88H69ZM79 89H80V91H84V93H82V94H80V95H78L79 93H80V91H79ZM83 89V90H82ZM129 89H130V87H129ZM182 89V88H181ZM200 89H197V90H200ZM215 88H213V90H214ZM220 89V88H219ZM218 89V90H219ZM231 89V88H230ZM241 89V88H240ZM128 90V89H127ZM151 90V89H150ZM169 90V89H168ZM178 90V89H177ZM183 90V92L182 93H184V91H185V93H186V91L187 90H185V89H182ZM216 90L217 89H215V92H216ZM217 90V91H218ZM237 90V89H236ZM174 91H173V93H174ZM179 91V90H178ZM192 90H190V92H191ZM193 91H194V89H193ZM3 92V91H2ZM151 92V91H150ZM165 92V91H164ZM189 92V93H190ZM195 92V91H194ZM193 92V93H194ZM197 92V91H196ZM198 92H200V91H198ZM212 92H214V91H212ZM237 92V91H236ZM240 92V91H239ZM243 92V91H242ZM245 92V91H244ZM243 92V93H244ZM113 93V105L112 106H110L109 108H107V107H104V106H101V104H102V102H104L105 100L107 101L106 103H108V96H110V97H112L110 94H112ZM169 93H170V91H169ZM169 93H167V95H169ZM180 93V92H179ZM233 93V94H232ZM3 94V93H2ZM1 94V91H0V95H2ZM6 94V95H5ZM143 94H145V93H143ZM171 94V93H170ZM175 94V93H174ZM176 94H177V92H176ZM181 94V93H180ZM187 95H188V93H186ZM185 94V95H186ZM200 94H202V93H200ZM213 94V93H212ZM241 94V93H240ZM247 94V92H245V94L244 95H246ZM131 95V94H130ZM146 95V94H145ZM173 95V94H172ZM184 95V94H183ZM182 94H181V96H183ZM191 95H193V94H191ZM203 95H205V93H203ZM211 95V94H210ZM209 94L208 95H206L205 97H209L210 96ZM214 95V94H213ZM211 96V97H214V96ZM177 96V95H176ZM190 96V95H189ZM194 96V98H195V94L193 95ZM193 96L191 97V99L193 98ZM198 96H200V95H198ZM216 96V95H215ZM223 96V97H222ZM234 96H236V94L234 95ZM233 96V97H234ZM255 95H253V97H254ZM1 97V96H0ZM127 97H129V95H127ZM127 97H125V98H127ZM136 97V96H135ZM151 97V96H150ZM172 97V96H171ZM184 97V96H183ZM204 97V98H205ZM243 97V96H242ZM247 97H248V95H247ZM246 96L243 98V101H246V100H244V99H246L247 98ZM2 98V97H1ZM5 98H7V97H5ZM96 98V97H95ZM137 98V97H136ZM168 98V97H167ZM176 97H174V99H175ZM186 98H188L187 96H186ZM194 98L192 99V100H194ZM216 97H214V99H213V101L214 100H216L215 99ZM236 98H238V95H237V97ZM255 98V97H254ZM97 99V98H96ZM129 99V98H128ZM133 99H135V98H133ZM143 99V98H142ZM177 99H179V100H181V98H177ZM189 99V98H188ZM200 99V98H199ZM234 100H235V98H233ZM239 99V98H238ZM253 99V98H252ZM91 100V101H90ZM136 100V99H135ZM183 100V99H182ZM190 100V99H189ZM204 100V99H203ZM208 100H210V99H208ZM222 100V99H221ZM221 100L219 101V102H221ZM224 100H226V99H224ZM227 100V101H228ZM250 100V99H249ZM90 101V102H89ZM132 101V100H131ZM134 101V100H133ZM146 101V100H145ZM201 101V100H200ZM199 101V102H200ZM239 101V100H238ZM252 101V100H251ZM250 101V102H251ZM256 101V100H255ZM109 102H111V101H109ZM134 102H136V101H134ZM140 102V101H139ZM149 102V101H148ZM174 102H175V100H174ZM186 102V101H185ZM197 102H198V100H197ZM210 102V101H209ZM212 102V101H211ZM216 102V101H215ZM218 102V101H217ZM217 102H216V106H214V102H212V103H214L212 106H214V108L213 109H215L218 105H217ZM230 103H232L233 101H229ZM228 102V103H229ZM257 102V101H256ZM12 103V102H11ZM105 103V104H106ZM179 103H182L181 101H179ZM187 103V102H186ZM196 103V102H195ZM205 103V102H204ZM212 103H210V104H212ZM222 103H224V102H222ZM221 103V104H222ZM226 103V102H225ZM234 103V102H233ZM238 103H240V102H238ZM238 103H237V105H238ZM246 103V102H245ZM183 104L184 103H182V106H183ZM199 104H201V103H199ZM206 104V103H205ZM207 104H208V102H207ZM219 104V103H218ZM227 104V103H226ZM235 104H236V102H235ZM247 105H245V106H248V103H246ZM137 105V104H136ZM142 105V104H141ZM181 105V104H180ZM180 105H177V107L178 106H180ZM186 105H188V104H186ZM191 105V104H190ZM204 105V104H203ZM202 104H201V106H203ZM228 105V104H227ZM233 105V104H232ZM249 105H251V106H253V104H249ZM108 106V105H107ZM191 106H193V105H191ZM190 106V107H191ZM205 106V105H204ZM219 106H221V105H219ZM223 106H224V104H223ZM226 106V105H225ZM229 106H230V104H229ZM244 106V105H243ZM254 106H255V104H254ZM258 105H256L255 107H257ZM89 107V108H88ZM138 107H140V106H137V108ZM142 107V106H141ZM157 107V106H156ZM184 107V106H183ZM185 107H188V106H185ZM189 107V109H191L190 111H192V112H195V108H196V106H194L193 107V109H192V107L190 108ZM198 107H200V106H198ZM208 107H210V105L208 106ZM207 107V108H208ZM232 107V106H231ZM255 107H254V109H255ZM176 108V107H175ZM205 108H206V106H205ZM207 108H206V110H207ZM212 108V107H211ZM222 108H225L226 109V107H222ZM248 108V112H250L251 111V107H247ZM259 108V107H258ZM261 108V107H260ZM113 109V110H112ZM130 109H131V112H130ZM139 109V108H138ZM142 109H143V107H142ZM201 109V108H200ZM202 109H204V108H202ZM201 109V110H202ZM210 109V108H209ZM98 110H100L99 112H100V115H97V116H92V115H94V113L96 114H98ZM140 110V109H139ZM186 110V109H185ZM188 110V109H187ZM200 110V111H201ZM205 110V112H207ZM219 110V109H218ZM247 110V109H246ZM258 110V109H257ZM113 111H117L118 113L116 114V116H118L117 117V120L119 121V122H121V124H118L117 122V124L118 125H116L115 123V125L113 124V123H111V122H109L108 123V121H109V118H111V117H113L114 115H113ZM135 111V110H134ZM141 111V110H140ZM157 111V110H156ZM198 112H199V109L197 110ZM196 111V113H198ZM203 111V110H202ZM210 111H212V110H209L208 111V113H210ZM215 111H217V109H215ZM229 111V110H228ZM235 112H236V110H234ZM253 111V110H252ZM254 111H256V110H254ZM260 111V110H259ZM41 112H46L48 115H47V117L46 118H44V119H41V120H39L38 122H37V120H38V114L40 113V114H42ZM158 112V111H157ZM235 112H233V113H235ZM160 113V112H159ZM188 113V112H187ZM201 113H203V112H201ZM215 113V112H214ZM223 113H224V111H223ZM39 114V115H40ZM153 114H155V112L153 113ZM161 114V113H160ZM194 114V113H193ZM205 114H207V113H203V116H205ZM217 114V113H216ZM215 114V115H216ZM231 114V113H230ZM252 114H253V112H252ZM45 115V114H44ZM138 115V114H137ZM188 115H190V117H192L193 115L190 113V114H188ZM199 115V114H198ZM201 115V114H200ZM211 116V119H212V114H210ZM249 115H251V114H249ZM258 115H260V114H257V116H254V118H256V117H258V118H260ZM91 116L93 117V118H96V121H94V122H92V119H90L91 118ZM134 116H135V114H134ZM148 116V115H147ZM196 116V115H195ZM206 116H208V115H206ZM205 116V117H206ZM217 116V115H216ZM215 116V117H216ZM218 116H219V114H218ZM222 116V115H221ZM221 116H219V117H221ZM230 116H232V115H230ZM214 117V118H215ZM219 117H218V122L221 120H219ZM225 117H226V115H225ZM232 117H234V116H232ZM231 117V118H232ZM116 118V117H115ZM213 118V119H214ZM221 118H223V117H221ZM252 119H254L253 117H251ZM258 118L256 119V120H258ZM190 119V121H191V118H189ZM194 119V118H193ZM195 119H197V120H195ZM195 121H198V123H199V126H198V133H196V134H198L202 139L201 140H205L206 138L204 137V136H206V133H208L207 131V129H204L205 127H202L201 125H200V122L202 121V122H204V121H206V120H202V118L201 117H199V116H196L195 117ZM210 119V118H209ZM208 119V120H209ZM216 119V118H215ZM214 119V120H215ZM7 120H10L9 122H6ZM126 120V121H125ZM199 120H200V122H199ZM207 120V121H208ZM229 120V119H228ZM124 121H125V123H124ZM132 121V122H131ZM143 121V122H142ZM188 121V120H187ZM189 121V122H190ZM193 121V120H192ZM195 121H194V123H195ZM213 121V120H212ZM230 121V120H229ZM236 121V120H235ZM262 121V120H261ZM36 122H37V128L35 127V124H36ZM210 122V121H209ZM222 122H225V120H223ZM231 122V121H230ZM238 122V121H237ZM237 122H235V123H237ZM255 122H257V121H255ZM192 123V122H191ZM205 123H207L208 124V122H205ZM204 123V124H205ZM217 123V122H216ZM216 123H214V124H216ZM220 123V122H219ZM219 123H217L218 125H219ZM233 123H234V121H233ZM233 123H231V124H233ZM162 124H164V123H162ZM206 124V125H207ZM211 124V123H210ZM230 124V126H232ZM34 125V126H33ZM234 125V124H233ZM74 126H76L75 127V129L73 128ZM189 126H190V124H189ZM229 126V127H230ZM235 126L237 127L238 125H236L235 124ZM154 127V126H153ZM191 127H193V126H191ZM215 127H216V125H215ZM219 127V126H218ZM227 127V126H226ZM129 128H130V130H129ZM164 128V127H163ZM167 128V127H166ZM194 128H196V126L194 127ZM207 128V127H206ZM210 128V127H209ZM210 129H212V127L210 128ZM213 129H215V128H213ZM135 130V129H134ZM193 130V129H192ZM196 130V129H195ZM210 131V130H209ZM212 131V130H211ZM210 131V132H211ZM224 131V130H223ZM153 132V131H152ZM155 132V131H154ZM156 133V132H155ZM194 133V132H193ZM193 133H192V135H193ZM79 134V136L78 137H76V135H78ZM133 134V135H132ZM154 134V133H153ZM215 134V133H214ZM222 134V133H221ZM131 135H132V137H131ZM151 135H152V133H151ZM194 135H195V133H194ZM208 135V134H207ZM212 135V134H211ZM108 136V135H107ZM135 136H137L136 134H135ZM145 137V136H144ZM154 137V136H153ZM195 137V136H194ZM197 137V138H196ZM196 139H198L199 140V138H198V136L196 135ZM209 137V136H208ZM222 137V136H221ZM137 138V137H136ZM138 138V139H139ZM194 138V139H195ZM203 138H205V139H203ZM210 138H212V136H210L209 137V139ZM130 140L131 142H129V141H127V140ZM108 140V139H107ZM143 140H144V138H143ZM149 140H151L150 138H149ZM207 140V139H206ZM205 140V141H206ZM139 141V140H138ZM208 142H209V140H207ZM210 141H212L213 142V138H212V140H210ZM217 141V140H216ZM51 142H53V144H51ZM133 142V143H132ZM135 142H137V141H135ZM196 142H197V140H196ZM202 142V141H201ZM200 141L199 142H197L196 144L198 145L199 143H201ZM215 142V141H214ZM49 143H50V145H49ZM144 143V142H143ZM195 143V142H194ZM203 143V142H202ZM108 144V143H107ZM139 144H141L140 142H138V145ZM201 145V144H200ZM206 145V144H205ZM137 148L136 150L134 149V148ZM198 147V146H197ZM201 147V146H200ZM102 148H103V146H102ZM160 149H161V147H159ZM199 149V148H198ZM209 149V148H208ZM100 150V149H99ZM38 151H40L41 153H42V155H44L46 158L45 159H47V161H46V164L43 166V167H41V166H38V164H36V161H35V153L36 152H38ZM82 152V154H83V156L81 155L80 156V154L78 153V152ZM97 152V151H96ZM105 152H104V154H105ZM134 152V153H133ZM98 153V152H97ZM79 154V155H78ZM95 154V153H94ZM126 154V155H125ZM133 154V155H132ZM200 154V153H199ZM125 155V161L126 160H128V159H130L128 162H124L123 160H122V157ZM132 155V156H131ZM37 156V155H36ZM107 157V158H108ZM120 159V160H119ZM104 160V162L106 161V159H103ZM107 161H108V159H107ZM206 161V160H205ZM150 162V161H149ZM152 162V161H151ZM105 164V163H104ZM145 164V165H144ZM110 165V164H109ZM111 166H112V164H111ZM151 165H149V167H150ZM153 166V165H152ZM153 166V167H154ZM157 166H159V165H157ZM148 167V166H147ZM152 167V168H153ZM105 168V167H104ZM146 168V167H145ZM158 168V167H157ZM160 168V167H159ZM154 169V168H153ZM152 169V170H153ZM125 170V169H124ZM145 170H147V169H145ZM160 170V169H159ZM107 171V170H106ZM108 171H109V169H108ZM125 172V171H124ZM145 172V171H144ZM127 173V172H126ZM129 173V172H128ZM127 173V174H128ZM153 173H154V171H153ZM100 174H104V177H105V181H106V189L108 190V186H109V188H110V192H109V197H110V199L113 201V202H115L114 204H116V208H118V210H116V211H118L117 212V214H115L114 213V215L113 216H110V212H108V209L110 208V204L108 203V199L109 198H107V197H105L104 196V194H103V192H102V190H103V188H101L102 190H100V189H98V188H93V186H95V183L97 182V180H98V175H100ZM120 174H121V172H120ZM119 174V175H120ZM130 174V173H129ZM145 174H146V172H145ZM156 174H158V173H156ZM121 175H123V173L121 174ZM131 175V174H130ZM129 175V176H130ZM141 175V177H142V175H144V174H140ZM153 175H155V174H153ZM153 175H152V177H153ZM115 176V175H114ZM118 175H116V177H117ZM128 176V177H129ZM132 176V175H131ZM137 176H139V175H137ZM137 176L134 178V180L136 181L137 180ZM156 176V178L158 177L157 175H155ZM110 178H112V181H110ZM120 178H121V176H120ZM133 178V177H132ZM130 179V180H133V179ZM144 178H146V176L144 177ZM144 178H142V179H144ZM150 178H151V176H150ZM117 179V178H116ZM129 179V178H128ZM127 179V180H128ZM147 179V178H146ZM154 179V178H153ZM124 180V179H123ZM133 180V181H134ZM141 180V179H140ZM139 180V181H140ZM151 180V179H150ZM156 180V179H155ZM144 181H145V179H144ZM153 181V180H152ZM121 182V181H120ZM127 182V181H126ZM30 183H34L35 185H33V187H32V184H30ZM70 183H73L72 185H73V187H70L69 186V184ZM122 183V182H121ZM130 182H128V184H129ZM134 183V182H133ZM140 183V182H139ZM153 183V182H152ZM28 184H30V187H28ZM222 184V183H221ZM232 184V183H231ZM234 184V183H233ZM45 185H46V187H45ZM122 184H120V186H121ZM92 186V187H91ZM115 186V185H114ZM125 186H126V183H125ZM124 186V187H125ZM132 186V185H131ZM136 186V185H135ZM221 187L223 186V184L222 185H220ZM227 187H229V184H228V186ZM227 187H225V188H227ZM40 188H43V189H45V190H43V192L40 194V195H38V198H39V200H37V198H36V196H35V190H37V189H40ZM122 188H123V185H122ZM122 188H120L121 190H122ZM137 188V187H136ZM142 188H144V186L142 187ZM146 188V187H145ZM249 188V187H248ZM130 189V188H129ZM147 189V188H146ZM41 191H42V189H40ZM59 191V197H56L55 196V194H54V192L55 191ZM226 190V189H225ZM132 191V190H131ZM102 192V193H101ZM122 192V191H121ZM125 192V191H124ZM146 192V191H145ZM248 192L250 193H248L249 194V196L251 195V191L250 190H248ZM256 193V192H255ZM255 193H252L253 194V196L255 195ZM121 195V194H120ZM128 195V194H127ZM134 195H135V192H134ZM235 196H236V194H234ZM256 196V195H255ZM255 196L253 197L254 199H255ZM84 197H86L87 199H83ZM251 197V196H250ZM34 198H35V200H34ZM101 198V199H100ZM136 198V197H135ZM143 198V197H142ZM141 198V199H142ZM258 198H260V197H258ZM262 198V197H261ZM261 198H260V200L259 201H262L261 200ZM109 199V200H110ZM150 199V198H149ZM239 201H241L240 200V198H237ZM256 199H257V196H256ZM263 200H264V198H262ZM257 200V201H258ZM140 201V200H139ZM138 201V202H139ZM143 201V200H142ZM41 203H40V205H42L43 206V204H42V201H40ZM112 202V203H113ZM124 202V201H123ZM147 202V201H146ZM237 202V201H236ZM251 202L253 203V202H255V200H251ZM251 202H249L248 203V206H249V208H251V209H253L252 207L256 204H254V205H252V203ZM23 203V202H22ZM111 203V204H112ZM135 203V202H134ZM140 203V202H139ZM240 203V202H239ZM242 203V202H241ZM244 203V202H243ZM251 203V204H250ZM263 203V202H262ZM69 204V203H68ZM75 204V203H74ZM137 203H135V205H136ZM149 204V203H148ZM147 204V205H148ZM151 204V203H150ZM153 205L154 204H157V203H152ZM245 204V203H244ZM252 205L251 207H250V205ZM56 205V204H55ZM113 205V204H112ZM111 205V206H112ZM126 205V204H125ZM131 205V204H130ZM141 205H143L142 203L140 204V206ZM243 205V204H242ZM242 205H240V207H239V205H238V208H241L242 210H244V208H242ZM29 206V205H28ZM43 206V207H44ZM54 206V205H53ZM133 206V205H132ZM244 206V205H243ZM245 206H246V204H245ZM244 206V207H245ZM257 206V205H256ZM49 207V206H48ZM55 208H56V206H54ZM114 207V206H113ZM112 207V208H113ZM120 207H121V209H122V207H123V209L121 210L120 209ZM131 207V206H130ZM135 207H137V206H135ZM145 207V206H144ZM144 207H143V209H144ZM147 207V206H146ZM247 207V206H246ZM245 207V208H246ZM261 207V206H260ZM6 208V207H5ZM26 208V207H25ZM50 208V207H49ZM55 208H53V209H55ZM76 208L77 209H79L80 211H83V209L81 208V207H78V206H76ZM89 208V207H88ZM134 208V207H133ZM142 208V207H141ZM157 208V207H156ZM255 208V207H254ZM264 208V207H263ZM6 209H8V208H6ZM234 209H235V206H234ZM247 210H249L248 208H246ZM260 209V208H259ZM258 209V210H259ZM262 209V208H261ZM41 210V212H42V216H43V213H44V208H43V210H42V208L40 209ZM128 210H130V209H128ZM134 210V209H133ZM140 210V209H139ZM147 210V209H146ZM153 210V209H152ZM155 210V209H154ZM153 210V211H154ZM246 210V211H247ZM256 210V209H255ZM37 211H38V209H37ZM61 211V210H60ZM235 211V210H234ZM234 211H233V213H234ZM238 210H236V212H237ZM240 211V210H239ZM239 211H238V213H239ZM261 211V210H260ZM35 212V213H34ZM83 212H85V211H83ZM128 212V211H127ZM126 212V213H127ZM142 212V211H141ZM140 212V213H141ZM145 212V211H144ZM241 212H243V211H241ZM248 213L249 212H252V210L251 211H247ZM246 212V214H248ZM256 212V211H255ZM254 212V213H255ZM258 212V211H257ZM264 212V211H263ZM78 213V212H77ZM112 213V212H111ZM121 213V214H120ZM134 213V212H133ZM232 213V212H231ZM231 213H229V214H231ZM238 213H237V215H238ZM253 213V214H254ZM259 213V212H258ZM131 214V213H130ZM130 214H129V216H130ZM142 214V213H141ZM148 214V213H147ZM150 214V213H149ZM148 214V215H149ZM235 214V213H234ZM245 212L242 214V213H240V215H242V216H244V218H245ZM251 214V213H250ZM252 214V220L250 221H247L246 219V221H243V219H242V225H241V228H243L244 229V231H249L250 233L248 234L247 233V235H242V236H244V237H247L246 239L248 240V241H251L252 243H255V241L256 240H258L257 238L259 237V235H261L262 234V232L260 233V234H257V229H258V226L260 225H257L256 226V222L257 221H253V218H254V215H256V214H254L253 215ZM264 214V213H263ZM3 215H4V213H3ZM6 215V214H5ZM65 215H66V213H65ZM65 215H62L61 214V212L59 213V212H56L55 210H49L47 213H45V215H44V217H42V218H44L43 219V221L45 222V223H43V224H45V232L47 233V236H48V238H49V242H51L52 244L54 243L55 244V246L58 248H60V246H57V244L59 245V241H60V239L62 238V231H64L65 232V230H66V228H67V226L64 228V229H62L61 227H59L60 226V223H62V220L60 219V216H65ZM152 216H153V214H151ZM233 215V214H232ZM236 215V216H237ZM260 215V214H259ZM259 215L257 216V217H259ZM35 216H36V218H35ZM40 216V215H39ZM127 216H128V214H127ZM137 216V215H136ZM150 216V215H149ZM156 216V214L154 215V217ZM229 216V215H228ZM125 217V216H124ZM139 217V216H138ZM137 217V218H138ZM157 217V216H156ZM233 217V216H232ZM248 217V216H247ZM262 217V216H261ZM69 218V217H68ZM85 218V217H84ZM123 218V217H122ZM129 218V217H128ZM130 218H132L133 219V217H130ZM135 218V217H134ZM142 218V217H141ZM147 218V217H146ZM229 218V217H228ZM236 218V217H235ZM239 218H241L240 216H239ZM243 218V217H242ZM249 218H251V216H249ZM248 218V219H249ZM264 218V217H263ZM41 219V218H40ZM86 219V218H85ZM143 219V218H142ZM216 219V218H215ZM223 219V218H222ZM227 219V218H226ZM226 219L224 220L223 219V221H225V223H226ZM60 220H61V222H60ZM125 220V219H124ZM130 220V219H129ZM134 220V219H133ZM147 220V219H146ZM228 220V219H227ZM231 220H232V218H231ZM231 220H229V222H232ZM237 220H238V218H237ZM240 220V219H239ZM239 220H238V222H239ZM255 220H259V219H255ZM37 221H38V219H37ZM86 221V220H85ZM123 221V220H122ZM126 221H127V219H126ZM131 221V220H130ZM139 221V220H138ZM140 221H141V219H140ZM259 221H261L260 223H262V221H263V219L261 220H259ZM39 222V221H38ZM37 222V223H38ZM78 222H81V221H78ZM124 222V221H123ZM122 222V223H123ZM128 222V221H127ZM146 222V221H145ZM240 222H241V220H240ZM90 224H91V222H89ZM138 223V225H139V223L140 222H137L136 221V223L135 224H137ZM65 224V223H64ZM82 224V223H81ZM86 223H84V225H85ZM98 224V223H97ZM126 225H124L125 227H127V223H125ZM133 224V223H132ZM141 224V223H140ZM223 224V223H222ZM227 224V223H226ZM34 225H36L35 227H34ZM67 225V224H66ZM87 225V224H86ZM130 225V224H129ZM129 225H128V227L127 228H129ZM230 225V228L229 229H231V231L234 233V236H235V233L237 234L238 232V230L240 229L239 228V226H238V223H234V220H233V222H232V224L231 223H228V226ZM41 226V225H40ZM44 226V225H43ZM81 226V225H80ZM88 226V225H87ZM91 226V225H90ZM131 226V225H130ZM150 226V224L148 225V227ZM95 227V226H94ZM102 227H104V226H102ZM131 227H133V226H131ZM147 227V228H148ZM219 227V226H218ZM224 227V226H223ZM257 227V228H256ZM261 226H259V228H260ZM34 228H35V231H33L34 230ZM86 228V227H85ZM84 228V229H85ZM108 228V227H107ZM127 228H125V229H127ZM143 228V227H142ZM144 228H145V226H144ZM150 228V227H149ZM239 228V229H238ZM262 228H263V224H262ZM18 229V228H17ZM61 229V230H60ZM84 229H83V227H82V231H81V233L80 234H84ZM124 229V228H123ZM218 229V228H217ZM228 228L226 227V230H227ZM6 230V229H5ZM92 231H93V229H91ZM147 230V229H146ZM262 230H264V229H262ZM261 230V231H262ZM2 231V230H1ZM61 231V232H60ZM71 231V230H70ZM73 231V230H72ZM113 231V230H112ZM119 231H120V233L118 232V234H120V235H122V233H121V231H122V229L120 230L119 229ZM132 230H130V232H131ZM140 231H142V230H140ZM151 231V230H150ZM230 231V232H231ZM243 231V230H242ZM79 232H80V229H79V231H73V237H75V235H77V236H79ZM139 231H137V233H138ZM9 233V232H8ZM96 233V232H95ZM123 233H125V230H123ZM129 233V232H128ZM229 233V232H228ZM232 233V234H233ZM239 233H240V231H239ZM238 233V234H239ZM246 233V232H245ZM10 234V233H9ZM94 234V233H93ZM92 234V235H93ZM97 234V233H96ZM113 234H115V233H113ZM244 234V233H243ZM36 235V234H35ZM91 235V234H90ZM98 235H100V234H98ZM107 235H109V234H107ZM124 235V234H123ZM122 235V236H123ZM129 235V234H128ZM127 235V236H128ZM139 235H141V234H139ZM233 236V235H232ZM237 236H239V235H237ZM9 237H11L10 235L8 236V234H4L3 235V240H7L6 242H9L10 240H8L9 239ZM12 237V238H13ZM22 237V236H21ZM26 237H24L25 238V240H27L28 241V239H26ZM97 237V236H96ZM99 237H101V235L99 236ZM123 237H126V233H125V236H123ZM129 237V236H128ZM127 237V238H128ZM131 237V236H130ZM263 237H264V235H263ZM18 238H20V236L18 237ZM36 238V237H35ZM70 238V237H69ZM76 238V237H75ZM127 238H126V240H127ZM133 237H131V239H132ZM37 239V238H36ZM68 239V238H67ZM104 239V238H103ZM116 239V238H115ZM32 240H34V238H33V236H32V238H31V240H30V242L28 241V244H30L31 246H32ZM70 240H72V239H70ZM70 240H68V241H70ZM118 240V239H117ZM117 240L116 241H114V242H117ZM119 240H120V238H119ZM130 240V239H129ZM237 240V239H236ZM240 240V239H239ZM13 241V243L14 242H16V241H14V240H12ZM35 241V240H34ZM121 241V240H120ZM123 241V240H122ZM121 241V242H122ZM3 242V241H2ZM11 242V241H10ZM37 242V241H36ZM35 242V243H36ZM74 242V241H73ZM113 242V243H114ZM119 242V241H118ZM130 242V241H129ZM132 242V241H131ZM130 242V243H131ZM39 243V242H38ZM104 244H106L105 242H103ZM124 243H125V241H124ZM127 243V242H126ZM125 243V244H126ZM135 243V242H134ZM240 243V242H239ZM259 243H261V242H259ZM3 243H1L0 245H2ZM4 244H6V243H4ZM8 244V243H7ZM10 244V243H9ZM11 244H12V242H11ZM100 244V243H99ZM123 244V243H122ZM137 244V243H136ZM34 245V244H33ZM35 245H37V244H35ZM34 245V247H32L33 248V250H34V248L36 249L37 247H39V246H35ZM116 245V244H115ZM118 246H119V243L117 244ZM129 245V244H128ZM128 245H125V247L126 246H128ZM242 245V244H241ZM244 245V244H243ZM263 245V244H262ZM3 246V245H2ZM13 246V245H12ZM23 246V245H22ZM53 246V245H52ZM51 246V247H52ZM88 246H91V248H92V250H99V248H100V245H98V243L95 241V240H93V238H90V239H88V238H86V236H85V234L84 235H82L81 237H79V240H77L76 241V243H74V246H72L73 248H75L76 249V251H79V248L80 249H84V248H87ZM102 246H104V245H102ZM101 246V247H102ZM133 247H135L134 246V244L132 245ZM261 246V245H260ZM7 247H8V245H7ZM11 246L9 245V247L8 248H10ZM14 247V246H13ZM26 247V246H25ZM28 247V246H27ZM46 247H48V246H46ZM50 247V248H51ZM122 247V246H121ZM147 247V246H146ZM6 248V247H5ZM15 248V247H14ZM29 248V247H28ZM44 248V247H43ZM90 248V247H89ZM128 248H130V245H129V247ZM137 248V247H136ZM136 248H134V249H136ZM139 248V247H138ZM162 248V247H161ZM164 249H165V246L163 247ZM245 248V247H244ZM256 248V247H255ZM16 249V248H15ZM24 250H25V248H23ZM38 249V248H37ZM56 249V248H55ZM101 249V248H100ZM118 249V248H117ZM125 249V248H124ZM134 249H133V251H134ZM18 250V249H17ZM20 250V249H19ZM18 250V251H19ZM38 250H40V248L38 249ZM51 250V249H50ZM57 250V249H56ZM91 250V251H92ZM104 250V249H103ZM137 250V249H136ZM140 251H141V249H139ZM145 250L146 249H144V252H143V254H142V252H140V254H142L141 256H140V258L139 257H137V255L136 254H139L138 253V250H137V252L135 251V259H133L134 258V256L132 255V257H130V258H132L131 259V261L132 260H138V261H135V262H137L138 264H149V261L151 260V257L152 256H149V255H147V252H145ZM150 250V249H149ZM159 250V249H158ZM2 251V250H1ZM28 251H31L30 249L28 250ZM36 251V250H35ZM44 250H42V252H43ZM65 251V250H64ZM101 251V250H100ZM125 251H126V249L123 251L124 253H125ZM132 251V250H131ZM131 251H129V252H131ZM163 251V250H162ZM161 251V252H162ZM165 251V250H164ZM13 252V251H12ZM41 252V251H40ZM55 252V251H54ZM69 252V251H68ZM80 252V251H79ZM93 252V251H92ZM99 252V251H98ZM104 252V251H103ZM102 252V253H103ZM150 253H148V254H150L151 255V252H153V251H149ZM161 252H160V254H161ZM15 253V252H14ZM13 253V254H14ZM21 254L22 253H24L23 251H21L20 252ZM19 253V254H20ZM33 253H34V251H33ZM44 253V252H43ZM57 253V252H56ZM81 253V252H80ZM88 253H90V252H88ZM100 253V252H99ZM127 254H129L128 252H126ZM126 253L124 254V255H122L123 257L126 255ZM145 253V254H144ZM36 254V253H35ZM48 254V253H47ZM79 254V253H78ZM86 254V253H85ZM105 254V253H104ZM108 254H109V252H108ZM107 254V255H108ZM16 255V254H15ZM29 255V254H28ZM90 255V254H89ZM93 255H95V254H93ZM92 255V256H93ZM99 255V254H98ZM153 256H155L154 254H152ZM166 255V254H165ZM175 255V254H174ZM10 256V255H9ZM26 256V255H25ZM54 256H56L55 255V253H54ZM53 256V259L55 260L54 262V264H62V263H60L61 262V260H59V258L58 257H54ZM58 256V255H57ZM64 256V255H63ZM79 256H81L80 254H79ZM87 256V255H86ZM114 256H115V254H114ZM127 256V255H126ZM139 256V255H138ZM170 256V255H169ZM186 256V255H185ZM30 257H31V255H30ZM35 257H38V254H37V256H35ZM60 257V256H59ZM74 257V256H73ZM84 257V256H83ZM95 257V256H94ZM161 257V256H160ZM163 258H165V256H162ZM162 257H161V259H162ZM172 257V256H171ZM34 258V257H33ZM89 258V257H88ZM149 258H150V260H149ZM169 258V257H168ZM63 259H64V257H63ZM97 259H99V258H95V259H93L92 260V263H88V264H98L99 263V260H97ZM124 259H125V257H124ZM126 259H128L129 260V258H126ZM152 259L154 260V258L152 257ZM155 259H156V256H155ZM161 259H157V260H161ZM28 260V259H27ZM66 260V259H65ZM89 260H91V259H89ZM88 260V261H89ZM102 260V259H101ZM123 260V259H122ZM127 260V261H128ZM26 261V260H25ZM25 261H24V263H25ZM30 261V260H29ZM69 261V263L68 264H82V263H84V261L82 260V258L81 257H74V258H72L71 260H68ZM123 261H125V260H123ZM123 261H122V264H123ZM130 261V260H129ZM130 261V262H131ZM168 261V260H167ZM63 262V261H62ZM106 261H104V263H105ZM117 262H118V260H117ZM126 262V261H125ZM135 262H132L133 264L135 263ZM160 263H161V261H159ZM28 263H31V262H28ZM27 263V264H28ZM63 263H65V262H63ZM102 264V263H101ZM121 264V263H120ZM126 264V263H125Z\"/></svg>",
    "mask_w": 264,
    "mask_h": 264
}]
</instances>
